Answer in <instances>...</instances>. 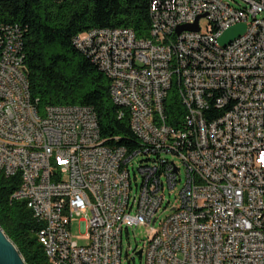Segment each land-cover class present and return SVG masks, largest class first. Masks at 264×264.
Returning <instances> with one entry per match:
<instances>
[{
	"label": "built area",
	"instance_id": "2783aa9c",
	"mask_svg": "<svg viewBox=\"0 0 264 264\" xmlns=\"http://www.w3.org/2000/svg\"><path fill=\"white\" fill-rule=\"evenodd\" d=\"M149 12L148 39L99 29L74 40L143 142L132 153L105 145L92 108L39 112L22 34L0 25V173L19 178L13 199L29 205L55 264H123V256L135 264L139 251L145 264H264V0H149ZM198 18L199 32L177 34ZM240 25L245 33L223 47L225 32ZM173 85L184 108L176 126L165 113ZM189 117L198 119L202 146L193 144ZM171 155L185 185L156 229L170 204L166 187L181 181ZM83 213L89 243L79 246L72 222ZM138 227L152 236L141 250L126 249Z\"/></svg>",
	"mask_w": 264,
	"mask_h": 264
},
{
	"label": "trees",
	"instance_id": "16d2710c",
	"mask_svg": "<svg viewBox=\"0 0 264 264\" xmlns=\"http://www.w3.org/2000/svg\"><path fill=\"white\" fill-rule=\"evenodd\" d=\"M0 25L18 28L23 37L29 92L39 112L50 106L92 108L106 146L139 151L127 113L110 96V81L75 46L77 36L91 30L129 29L137 39L151 30L149 0H0ZM168 124L184 115L177 86L165 101ZM18 177L0 173V228L26 264H51L37 233L41 225L22 200L12 199Z\"/></svg>",
	"mask_w": 264,
	"mask_h": 264
},
{
	"label": "rangeland",
	"instance_id": "374dc122",
	"mask_svg": "<svg viewBox=\"0 0 264 264\" xmlns=\"http://www.w3.org/2000/svg\"><path fill=\"white\" fill-rule=\"evenodd\" d=\"M201 26H202V31L206 32L207 27H208V21L203 19L201 21ZM169 159L171 161H175V163H177V165L181 167V170H180L181 181L178 183L176 188L172 191H170L166 187L165 189L166 200H169L170 204L166 210L161 209L159 213V220L156 224V229L159 228L160 223L170 214V209L172 205L176 203V200L179 197L180 191L185 185V178H186L185 169L182 166L181 162L179 161L177 157L172 156V155L169 156ZM139 162H140V159L135 160L136 166ZM138 178L140 180V176H138ZM87 216H88L87 213H83L80 216L77 215L74 217L73 222H72V238H73V241L77 243L79 246H86L89 243V239L83 230L84 228L82 224L84 221L88 219ZM151 236H152V233L149 227H138L135 230H131L130 236L128 239L127 237L124 238V246L126 249L128 247H131L132 249L138 248V250H141L143 248L144 242L147 241L148 238H150ZM123 264H128V260L125 259L124 256H123ZM135 264H145V263L143 261L140 262L139 259L137 258Z\"/></svg>",
	"mask_w": 264,
	"mask_h": 264
},
{
	"label": "water",
	"instance_id": "95a60500",
	"mask_svg": "<svg viewBox=\"0 0 264 264\" xmlns=\"http://www.w3.org/2000/svg\"><path fill=\"white\" fill-rule=\"evenodd\" d=\"M200 18L197 19L194 25L183 26L177 30V34L182 32H199L198 25ZM246 27L244 25L237 26L225 32L220 42L223 47L231 44L234 40L241 37L245 33ZM137 258L142 262V251L137 253ZM0 264H26L22 255L16 248V246L9 240L3 230L0 228Z\"/></svg>",
	"mask_w": 264,
	"mask_h": 264
},
{
	"label": "bare ground",
	"instance_id": "6f19581e",
	"mask_svg": "<svg viewBox=\"0 0 264 264\" xmlns=\"http://www.w3.org/2000/svg\"><path fill=\"white\" fill-rule=\"evenodd\" d=\"M75 46L81 52V46H79V44H75ZM113 102L118 106V101ZM158 122H165V113H158ZM189 124L190 134L193 136V144H195V146H202V142H204V133H202L201 128H199L198 119H196V117H189ZM139 142L141 144V149L139 151H143V142L140 140ZM3 174L9 178V173ZM27 207L29 208V205H27ZM112 214H120V204H112ZM43 248L49 262L55 264V261L51 260V253H49V250H46L45 246H43Z\"/></svg>",
	"mask_w": 264,
	"mask_h": 264
}]
</instances>
